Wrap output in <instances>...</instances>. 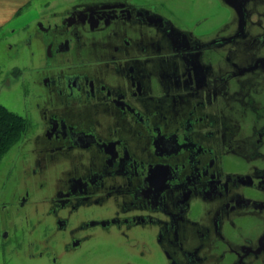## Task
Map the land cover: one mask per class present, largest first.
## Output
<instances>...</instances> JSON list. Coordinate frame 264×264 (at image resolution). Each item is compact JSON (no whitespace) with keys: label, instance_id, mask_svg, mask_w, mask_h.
Wrapping results in <instances>:
<instances>
[{"label":"flooded vegetation","instance_id":"flooded-vegetation-1","mask_svg":"<svg viewBox=\"0 0 264 264\" xmlns=\"http://www.w3.org/2000/svg\"><path fill=\"white\" fill-rule=\"evenodd\" d=\"M221 1L216 25L78 0L24 27L33 174L64 163L29 263L264 264V0Z\"/></svg>","mask_w":264,"mask_h":264},{"label":"rangeland","instance_id":"rangeland-1","mask_svg":"<svg viewBox=\"0 0 264 264\" xmlns=\"http://www.w3.org/2000/svg\"><path fill=\"white\" fill-rule=\"evenodd\" d=\"M46 1V2H45ZM78 0H39L40 11L33 10L16 18L0 29V103L9 110L25 117L28 121V130L24 137L16 143L0 162V264H33L28 262L27 243L32 238L43 239L46 235L52 236L51 221L48 216L41 218L40 213L46 208L44 199L52 195L57 179L58 170L64 163L46 162L47 169L34 175L33 169L37 164L29 158V150L34 145L35 135L32 136L34 123L39 116L31 115L25 102V92L31 89L34 82L35 67L38 64V55L35 61L31 59V51L23 44L26 36V26L33 27L34 21L39 18L40 12L51 11L61 7V4ZM155 5L159 10L169 13L172 8L182 14H189L203 8L206 16L211 18V24H218L231 15L229 8L221 0H144ZM38 6V5H37ZM23 39V40H22ZM22 40V41H21ZM20 43V51L15 54ZM37 50L36 47L32 48ZM35 157V154H33ZM39 164V163H38ZM29 193V204L24 208L19 206L23 196ZM34 204L37 206L35 207ZM33 214L31 222L27 215ZM34 212H39L38 218L45 219L43 225H38L37 231L29 233L32 226L39 220ZM47 223L46 232L42 226ZM8 233L5 239L4 234ZM6 246V247H5ZM50 257H46L40 264H50Z\"/></svg>","mask_w":264,"mask_h":264},{"label":"trees","instance_id":"trees-1","mask_svg":"<svg viewBox=\"0 0 264 264\" xmlns=\"http://www.w3.org/2000/svg\"><path fill=\"white\" fill-rule=\"evenodd\" d=\"M28 129V121L22 115L0 103V162L6 153L18 143Z\"/></svg>","mask_w":264,"mask_h":264},{"label":"crops","instance_id":"crops-1","mask_svg":"<svg viewBox=\"0 0 264 264\" xmlns=\"http://www.w3.org/2000/svg\"><path fill=\"white\" fill-rule=\"evenodd\" d=\"M37 2L39 0H0V29L16 18L31 14L33 10L39 12L40 5Z\"/></svg>","mask_w":264,"mask_h":264}]
</instances>
